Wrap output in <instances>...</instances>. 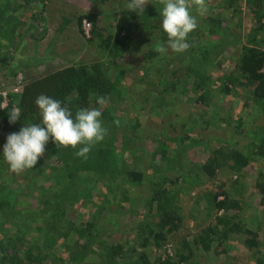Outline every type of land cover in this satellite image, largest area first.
<instances>
[{
	"label": "trees",
	"instance_id": "obj_1",
	"mask_svg": "<svg viewBox=\"0 0 264 264\" xmlns=\"http://www.w3.org/2000/svg\"><path fill=\"white\" fill-rule=\"evenodd\" d=\"M12 1L7 4L13 13L33 0ZM244 1L255 23L246 35L240 32L244 11L238 0H222L218 12L196 17L198 27L188 35L191 46L183 53L167 47L162 18L152 22L153 13L162 12L161 0L146 4L143 14L128 10L131 0H97L92 9L80 12L77 24L83 18L92 23L88 48L97 44L107 56L99 59L92 52L84 60L37 76L25 75L18 101L13 104L10 97L9 105L0 108V174L10 172L3 157L8 135L41 123L35 104L40 94L61 101L73 119L81 108H97L107 135L92 147L87 159L76 155L82 145L76 149L46 145L45 155L38 160L45 166L41 187L54 196L45 193L25 206L18 205L16 188L6 195L0 192V264H50L53 259L83 264L94 256L97 264H125L128 252L137 255L134 264H237L239 255L246 264H264V236H259L260 231L264 234V0ZM120 11L126 15L124 20ZM110 27H114L111 33ZM9 42L0 41V68L10 64ZM157 43L165 45V54L156 52ZM134 50L140 52L145 71L139 69V62L124 69ZM136 70L141 71L140 79L134 75ZM15 74L1 87L9 86ZM127 79L143 83L138 89L140 106L147 109L143 122L137 119L140 114L129 111L125 119L118 113V105L125 102ZM239 90L243 101L234 111L229 98L240 97ZM97 96L106 97L103 106L96 103ZM227 106L229 116L224 112ZM14 107L21 115L9 124ZM211 107L217 110L212 112ZM151 116L161 118L165 129H170L166 135L162 128L154 141L144 138V125ZM219 121L225 122L226 134L209 139L213 135L208 138L207 130ZM204 137L209 147L200 144ZM140 138L145 141L138 144ZM190 155L198 156L191 167L181 162L187 163ZM131 157H136L132 163L127 161ZM247 171L255 176L252 182L243 180ZM221 172H231L235 178L221 183L211 206L207 202L198 207L196 202L189 217L201 226L194 233L177 234L183 224L177 202ZM3 177L0 191L7 183ZM100 178L114 184L123 196L133 189L144 200L130 210L126 201L111 206L110 197L87 205L90 184ZM30 225L34 227L29 229ZM121 232L135 243L125 247L118 237ZM69 237L71 245L65 243ZM169 239L175 241L173 250L166 245ZM164 245L167 250L154 253L156 258L151 260L146 248Z\"/></svg>",
	"mask_w": 264,
	"mask_h": 264
},
{
	"label": "rangeland",
	"instance_id": "obj_2",
	"mask_svg": "<svg viewBox=\"0 0 264 264\" xmlns=\"http://www.w3.org/2000/svg\"><path fill=\"white\" fill-rule=\"evenodd\" d=\"M9 1H12V0H0V41L4 42V44H5L7 41L9 42V39L11 38V40L9 42V43H11V49L8 53L11 55V58H10L11 61L9 62L10 64H8L4 68H0V108L7 107L9 105L11 98H13V104H15L16 101H18L19 96L17 94L19 92L15 93L11 90L17 83V75L21 74L22 79L24 80L25 75L37 76L41 73H44L45 71H47L50 68H55V67H59L62 65H66V64H69L73 61L84 60L92 52H95L96 55H98L99 59H101V57L107 56V54L104 53V51H102V49L99 46H97V44L90 46L91 48H88L89 44L86 43L87 39L82 34L81 25L77 24L78 23L77 16L80 14V12H81L80 10L85 9V8H83L84 5H81V3L71 4L72 5L71 8H69L67 10V12L72 11V10L74 11L72 13L73 15H69V17H72L71 23L69 24L70 30L72 28H74V29L78 28V33L79 32L80 33L79 34H77V33L72 34L71 33V35H70L71 37L68 36V38H70V39L69 40L65 39L63 41V36L61 34L55 35L56 34L55 30L52 29V27H50V26H49V28L52 31L46 29L44 24L43 25L40 24V23H42L43 18H39V16H36V19L32 18L31 12L29 10H25V7H23V8L19 7V8L14 10V12L17 11L16 14L17 13L19 14V18H18V21L16 23L14 18H13V16L16 14L11 16L12 13L9 12L10 6L7 4ZM153 1L154 0H148L147 4H152ZM12 2H14V1H12ZM106 2L108 3V0H106ZM159 2H156L155 6L161 8L160 5H157V4H159ZM214 3H215V5L211 6V4H214ZM237 4L239 7H242V9L244 11V14H243L244 16H243V20H242V27H241L240 32H241V35H246V33L249 32L251 25H253L254 19L250 13H247L246 10H249V9H247V7L245 6L244 0H238ZM89 5L90 4H88L87 6H89ZM108 5L109 4H106L105 6H108ZM220 7H222V0H211V2H209V4H208V12L216 13L220 10ZM78 11H79V14L76 13ZM193 11H194V9H193ZM225 12L227 13V11H225ZM119 15H120L121 20H124L126 18V15L123 11H120ZM153 15H155V19H153L152 22H153V24H156L162 18V16L160 13H157V14L153 13ZM193 15H195L196 17L198 16L199 19L203 17V16H199L197 13H195V11L193 12ZM246 15H247V17H246ZM29 21L34 22L36 24L31 26ZM11 31L14 32V34H12V36H11ZM48 31H51V33L48 34ZM107 31L109 33H111L112 31H114V27L108 28ZM261 33H263V31ZM147 34H148V32L144 31V35L146 36ZM152 36H154V35H151V37ZM152 38H154V37H152ZM64 42H65V45H68V46L73 43V47H74L73 49L74 50L73 51H67V52H64L62 54L60 52H56L54 50L55 49L54 46L56 44H59L58 47L63 48ZM139 56H140V52L134 50L132 52V54L130 55V59L125 61V63H123L124 69L127 70L129 67L135 66L139 62V65H138L139 69L142 71H145L146 70L145 65L142 63L144 61H142L143 60L142 57H139ZM139 58H140V60H138ZM63 62H64V64H63ZM39 64L44 65V66L39 67L40 69L38 70L36 67ZM45 65H47V66H45ZM141 65H142V69L140 67ZM140 70H136L134 72V75H135V77H137V79L141 78V71ZM15 72H16V74L14 75L15 78L13 77V80L10 82L11 84L7 87H1V82H3L4 80L8 81L9 75H12ZM23 80H22V82H23ZM127 82H128V85H127L128 88H127V91L125 93V96H126L125 102L120 103L118 105L120 107L118 113L123 117L125 115H128V113L130 114L129 111H131V114L132 113L140 114L139 116H137V119H138V121L143 122V114H144V112L147 111V109L146 110L142 109L143 103L138 99V95H139L138 91L140 89H142L143 83L140 81H137V82L135 81V82L131 83L130 79H127ZM138 82H140V83L138 84ZM1 92H5V96H3ZM238 92H240V95L242 94L240 97L231 96L229 98V103L233 107L234 111H237L236 109L238 108V106L240 104V100L243 101L244 93H242V91H240V90ZM137 100H139V101H137ZM133 101H135L136 105H134ZM215 103H216V105H218L219 102H215ZM140 105H142V107ZM240 108H241V106H240ZM176 109L178 110L177 107H176ZM176 109L174 108V110H176ZM215 110H217V109H215V107H211L212 112H214ZM229 111H230V109L227 106V110H225L224 112H226V114H228V116L230 114ZM126 112H127V114H126ZM179 112L182 113L181 110ZM180 115L182 116V115H184V113H182ZM218 117H220V116H218ZM125 119H127V116H125ZM163 123L164 122L161 120V118L151 116V120L146 121V123L144 125L146 127V129L144 131V138L148 141H154L160 135L162 128L165 129L166 125H164ZM224 128H225V122H221V121L217 122V126L213 127L212 125H210L209 129L207 130V132H208L207 137L209 138V135L211 134V135H213V137L209 138V139L213 140L215 138L214 134H217L219 136L221 134H226V130ZM167 129H168V131H167ZM165 130H164V134L167 135L169 133L170 129L168 127ZM145 139L140 138V140L138 139L137 143L141 144V143H143V141H145ZM199 141H200L201 145H203V146L207 145L208 146V144L206 143L205 137ZM170 154L175 157V154L173 152H170ZM199 155L200 154H198V156ZM198 156L197 155H195V156L190 155L187 158H185L187 163L184 161V159L181 162L183 164H186L189 167H191L192 166L191 164H193V160L195 161V159ZM54 159L55 158H52V161H54V163H55ZM135 160H136V157H131V158L127 159V161H129L130 163L134 162ZM44 170H45V166L42 165L41 163H38L34 168H32L30 170H24L20 174H16V173L11 174V171L7 172V171L3 170L2 171L3 174H0V177L4 176L3 178H5L7 183L4 184L3 189H1V191H0L1 194L6 195L8 190H10L11 188H16V191L19 194L18 195V198H19L18 205H22V203H23L24 205L26 204L25 206H28L27 202H31V201L36 202L37 197H39L40 195L42 196L45 193L53 195L50 192V189L45 190V192L42 190L41 184H44L45 180H46V176H44L45 175ZM65 172H66V170H65ZM242 177H243V180H245L247 182H252L255 178V176L251 173V171H247V173H244ZM44 178H45V180H44ZM214 178L215 179L213 181L207 182V183H205V185H203L201 187H197V188H194L192 190H188V192H187L188 195L182 197L180 200L178 198L179 201L177 203H178V207L180 209L182 219H183L182 228L180 229L179 232H177V234H179L180 236L186 235V234L187 235L192 234L201 226V225H196L197 223L194 222V220L189 217L190 211L192 212V208L196 207V202L198 203V207L204 205L205 203L207 204V202H208V205L211 206L213 204V197L215 194L214 192L220 191L221 183L225 182V180H227V179H230V180L234 179L235 176L231 172L230 173L229 172L228 173H225V172L222 173L221 172ZM104 181L105 180H102V178H100L99 180L96 181L95 185L90 184L91 189H92L90 192L91 194H88L85 197V203L87 205H90L92 203V201L93 202H97L98 200L100 201L103 199V197H106V198L110 197V199L112 200V204H110L111 206L115 203L117 205V204H120L121 201H126V202H128L126 204L127 208L130 210V209H133L134 206H140V202H139L140 199L144 200V198L137 197V195H135L136 192L133 189H128V191L125 193V195H126V197H125V195L123 196L122 191H119L115 188L114 184L112 185V184H110L109 181H107V182H104ZM118 182H119V180H118ZM3 183H4V181H2L0 179V184H3ZM47 185H48V182H46L45 186H47ZM111 186H113V187H111ZM98 192H100L101 195H97ZM218 194H219V192L217 193V195ZM219 195H221V194H219ZM124 197L126 199H124ZM55 198H57V196ZM82 211L83 210H81V212ZM27 216H30V215H27ZM119 226H121V225L119 224ZM33 227H34V225L33 226L30 225L29 229H32ZM125 232H121V234H119L118 237H119V239L124 241L123 243L125 244V247H126L128 244L130 246L132 243H135V242L131 236L126 237ZM259 236L260 237L264 236L262 231L259 232ZM114 238H116V237H114ZM65 243L71 245L72 244L71 237L65 239ZM166 245H168L170 250H173L175 248V241L172 239H169V241H167ZM136 246H137V244H136ZM19 247H21V245H19ZM161 248L162 249H159V248L157 249L155 247H152V248H150L151 250L146 248V251L148 250V253H149V256L151 257V260H154L156 258L154 253H157V254L160 253L161 254L163 251L167 250L165 245L162 246ZM235 249L236 248H231L230 250L235 251ZM239 253L241 254V252H239ZM96 257L97 256H94L93 258H88V260L83 264H97L96 263ZM136 257H137V255H133V253H129V252L126 253L124 255L125 264H134L133 262L135 261ZM67 262L65 261V263H67ZM49 263L50 264H62V261H59L58 259H56V260L53 259V260H50ZM237 264H246V258L239 255Z\"/></svg>",
	"mask_w": 264,
	"mask_h": 264
},
{
	"label": "clouds",
	"instance_id": "obj_3",
	"mask_svg": "<svg viewBox=\"0 0 264 264\" xmlns=\"http://www.w3.org/2000/svg\"><path fill=\"white\" fill-rule=\"evenodd\" d=\"M148 0H131L128 10L143 14ZM163 4L161 27L167 35V47L175 53H183L190 48L188 35L198 27L195 13L204 16L208 13L206 0H161ZM156 52L166 53L164 44L157 43ZM96 103L103 106L106 97L97 96ZM39 109L41 123L24 126L18 133H11L3 146V157L9 170L20 174L34 168L45 155L49 142L64 148L76 149L78 157L87 159L92 147L104 140L107 129L103 126L102 112L97 108H81L72 118L71 111L62 106L61 101L45 94L35 100ZM21 115L19 108L9 113V124H14ZM118 124L119 121H116Z\"/></svg>",
	"mask_w": 264,
	"mask_h": 264
},
{
	"label": "crops",
	"instance_id": "obj_4",
	"mask_svg": "<svg viewBox=\"0 0 264 264\" xmlns=\"http://www.w3.org/2000/svg\"><path fill=\"white\" fill-rule=\"evenodd\" d=\"M96 1L97 0H83V1L82 0H33L28 6L25 7V10H29L31 12L32 18H34V19H36V16H39V18H43V21L40 24H42V25L44 24V26L48 30H51L49 28V26L52 27V29H54L56 32L55 35L61 34L63 36V41H64L65 39H67V40L70 39V38H68V36H70L71 33L72 34H74V33L79 34L80 33V32L78 33V28L77 29L72 28L70 30L69 24L71 23L72 17H69V15H73L72 13L74 11L72 10V11L67 12V10L69 8H71V6H72L71 4L81 3V5H84L83 8H85V9H81V10L79 9V10L80 11H86V10L89 11L90 9H92V7L95 5V3H97ZM88 4H90V5L87 6ZM9 12L12 13L11 10H9ZM16 12L17 11L12 13L11 16L16 14ZM76 13L79 14V11ZM13 18H14L15 22L17 23L18 18H19V14L17 13L16 15H14ZM29 23L31 26L36 24V23L30 22V21H29ZM51 31H48V34H50ZM13 34H14V32H13ZM58 45L59 44H56L54 46V48H55L54 50L56 52H60L61 54L64 52H67V51H73L74 50L73 49L74 48L73 43L68 46V45H65V42H64L63 48L58 47ZM63 64H64V62H63ZM47 65H45V66H47ZM41 66H44V65L39 64V65H37L36 68L39 70L40 69L39 67H41Z\"/></svg>",
	"mask_w": 264,
	"mask_h": 264
},
{
	"label": "built area",
	"instance_id": "obj_5",
	"mask_svg": "<svg viewBox=\"0 0 264 264\" xmlns=\"http://www.w3.org/2000/svg\"><path fill=\"white\" fill-rule=\"evenodd\" d=\"M81 29H82V34L85 38H89L91 35V30H92V23L89 19L87 18H83L81 21ZM262 72L264 73V64H263V68H262ZM22 76L17 75V83L16 85L11 89L13 92L17 93L20 91L21 89V85H22ZM3 96H5V92H1Z\"/></svg>",
	"mask_w": 264,
	"mask_h": 264
}]
</instances>
